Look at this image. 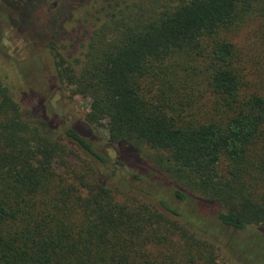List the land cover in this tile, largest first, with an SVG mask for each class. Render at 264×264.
<instances>
[{
	"label": "trees",
	"instance_id": "1",
	"mask_svg": "<svg viewBox=\"0 0 264 264\" xmlns=\"http://www.w3.org/2000/svg\"><path fill=\"white\" fill-rule=\"evenodd\" d=\"M48 1L0 0V10L11 12L0 15L19 29L26 10L33 16ZM84 1L58 0L45 18L55 28L41 39L51 40ZM102 1L111 9L92 29L83 59L54 61L53 80L91 99L85 120L105 121L121 166L141 163L143 153L175 183L176 198L188 193L194 210L213 211L216 228L264 236V85L240 75L233 45L217 36L238 13L264 10V0ZM206 38L214 113L185 121L201 104L183 114L190 97L169 93L167 61L202 56ZM147 77L151 97L141 85ZM17 95L1 74L0 264H219L218 244L203 226L182 222L180 210L142 188L124 185L119 198L116 172L103 169L107 155L73 127L60 133L42 96Z\"/></svg>",
	"mask_w": 264,
	"mask_h": 264
},
{
	"label": "rangeland",
	"instance_id": "2",
	"mask_svg": "<svg viewBox=\"0 0 264 264\" xmlns=\"http://www.w3.org/2000/svg\"><path fill=\"white\" fill-rule=\"evenodd\" d=\"M69 1L68 5L78 4L77 0ZM119 1L121 5L124 4L123 0ZM125 1L130 3L136 0ZM58 3V0H49L46 5L35 10L33 16H29L26 10L23 18L18 20L19 25L22 26L19 29L9 26L8 22L2 19V15L7 16L11 12L7 9L0 10L2 14L0 15V75L6 76L14 93H18V97L21 94L29 95L30 92L42 96L48 104L49 111L57 118L60 133H64L68 127H73L87 138L98 152L106 154L107 162L103 169L107 173L116 172L114 184L111 186L116 189L119 198L126 191L124 185L142 188L156 194L171 207L182 212V222L203 226L204 237L207 239V235L213 237L218 244L219 264H264V236L249 229L225 228L226 231H223L216 228L212 224L216 223L213 222L215 219L213 211L194 210L190 204L193 197L188 193L183 200L176 198L173 193L175 183L155 173L154 167L147 162L143 153H140L143 159L141 163H135L133 166L119 164L113 147L106 140L105 121L89 124L85 120L91 99L74 94L70 84L52 78L54 61L63 58L66 65V63H74L75 59H83L92 29L99 25L105 12L111 7L107 8V2L102 0H90L88 3L84 1L83 7L71 11L65 21L57 24L58 29L51 40H42L41 38L49 36L50 31L55 28L53 24L55 20L45 21V18L58 7ZM260 6L256 5L246 14L238 13L233 25L220 30L217 34L219 38L233 45L234 65L251 85H264V10H260ZM61 13L62 11L54 15L58 17L62 15ZM210 45V39L206 38L202 42V56L177 55L167 61V64H173L170 67L172 73L169 75L168 86L172 88L169 93L175 97L180 93L184 98L190 97V101L183 106L186 109L183 114L194 111L195 108L187 109L194 102L196 106L201 104L200 109L195 110L192 117H185V121L201 119L214 113L216 97L210 95L208 84ZM141 85L145 91L151 90L148 93L151 97L155 86L150 83V78L141 79ZM175 88L179 93L174 91ZM27 108L26 105L23 109ZM180 110L182 108L177 104L173 111H170L176 114ZM145 153L153 155L154 151L145 149ZM123 154L128 153L123 151ZM78 157L87 158L82 154ZM78 157L72 158L76 165H80Z\"/></svg>",
	"mask_w": 264,
	"mask_h": 264
}]
</instances>
